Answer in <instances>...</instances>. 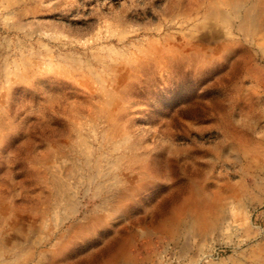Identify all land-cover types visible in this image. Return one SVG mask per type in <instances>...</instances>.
I'll return each mask as SVG.
<instances>
[{
    "label": "rangeland",
    "instance_id": "obj_1",
    "mask_svg": "<svg viewBox=\"0 0 264 264\" xmlns=\"http://www.w3.org/2000/svg\"><path fill=\"white\" fill-rule=\"evenodd\" d=\"M227 1L0 0V264H264V5Z\"/></svg>",
    "mask_w": 264,
    "mask_h": 264
},
{
    "label": "bare ground",
    "instance_id": "obj_2",
    "mask_svg": "<svg viewBox=\"0 0 264 264\" xmlns=\"http://www.w3.org/2000/svg\"><path fill=\"white\" fill-rule=\"evenodd\" d=\"M224 4L232 5L236 10V9H240L242 5H264V0H228ZM256 11L258 12L256 13ZM247 13H248V17L251 19L252 22L257 23V21H260L262 19V14H260V9H255ZM212 16L219 17V19L222 22H229V19H230L228 16H224V15L220 16V14L217 12V10L213 6H211L207 10V14H206V17H212ZM246 19L247 17L245 18V20ZM182 214H183V210L178 209L174 213L175 215L174 219L179 220ZM17 249L18 248L16 247L12 251L17 253ZM41 257H43V253H41ZM34 262H35V256L33 254H30L26 258H20L18 256L13 262H11V264H34ZM126 263L131 264L129 262V257L126 254L122 253L119 255V257L114 259L112 264H126ZM35 264H46V261L44 259H40Z\"/></svg>",
    "mask_w": 264,
    "mask_h": 264
}]
</instances>
